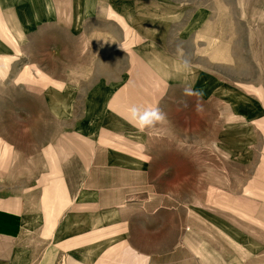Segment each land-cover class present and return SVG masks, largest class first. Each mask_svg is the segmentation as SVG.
Returning a JSON list of instances; mask_svg holds the SVG:
<instances>
[{
    "label": "crops",
    "instance_id": "0c3cea01",
    "mask_svg": "<svg viewBox=\"0 0 264 264\" xmlns=\"http://www.w3.org/2000/svg\"><path fill=\"white\" fill-rule=\"evenodd\" d=\"M203 1L0 0V76L25 60L45 110L69 131L45 150L40 194L0 205V264H220L187 229L188 209L175 204L169 181L171 151L159 148L171 146L173 131L187 135L189 113L228 105L191 84L198 70L220 79L204 65L214 6L191 4ZM199 10L208 14L190 28ZM231 85L247 95V122L238 114L247 125V211L217 203L247 219V236L196 214L241 253L264 256V99ZM132 105L158 106L165 119L141 131L129 122ZM72 153L79 169L64 173ZM10 156L0 138V167Z\"/></svg>",
    "mask_w": 264,
    "mask_h": 264
},
{
    "label": "rangeland",
    "instance_id": "374dc122",
    "mask_svg": "<svg viewBox=\"0 0 264 264\" xmlns=\"http://www.w3.org/2000/svg\"><path fill=\"white\" fill-rule=\"evenodd\" d=\"M191 4L214 6L213 22L203 33V55L205 69H213L221 79L198 70V82L191 84L217 94L228 105L214 104L203 115L189 113L187 135L180 137L173 131L171 146L159 148L161 153L164 149L171 151L169 181L178 201L175 204L187 207L193 223L187 229L196 227V235L212 253L213 261L228 264L238 259L235 264H264L260 253H241L196 214L205 211L247 236V219L217 202L228 198L231 204L247 211V125L238 123L240 113L247 122V95L231 84L264 99V0H204ZM207 14L199 10L190 28L198 26ZM30 68L18 56L6 76H0V138L13 149L8 165L0 167V205L16 197L40 194L42 176L49 170L45 150L69 132L45 110L39 94L42 86ZM28 70L26 76L33 82L20 79L19 72ZM251 83L261 87L247 85ZM194 105L189 101V106ZM175 155H182V160ZM77 156L72 153L62 163L64 173L79 169ZM21 185L26 186L23 191L27 188V193H20ZM23 205L34 208L27 201Z\"/></svg>",
    "mask_w": 264,
    "mask_h": 264
},
{
    "label": "clouds",
    "instance_id": "9594fccd",
    "mask_svg": "<svg viewBox=\"0 0 264 264\" xmlns=\"http://www.w3.org/2000/svg\"><path fill=\"white\" fill-rule=\"evenodd\" d=\"M128 111L130 115L129 122L141 131L151 128L165 119L163 112L155 105H132Z\"/></svg>",
    "mask_w": 264,
    "mask_h": 264
},
{
    "label": "bare ground",
    "instance_id": "6f19581e",
    "mask_svg": "<svg viewBox=\"0 0 264 264\" xmlns=\"http://www.w3.org/2000/svg\"><path fill=\"white\" fill-rule=\"evenodd\" d=\"M216 55H217V52H216ZM219 55V54H218ZM220 56V55H219ZM222 57V56H221ZM228 57V56H227ZM88 139V138H87Z\"/></svg>",
    "mask_w": 264,
    "mask_h": 264
}]
</instances>
